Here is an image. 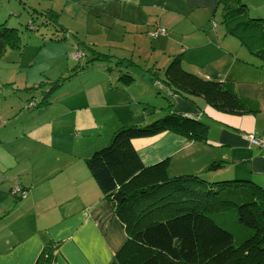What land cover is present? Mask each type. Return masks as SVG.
<instances>
[{
    "label": "crops",
    "instance_id": "obj_1",
    "mask_svg": "<svg viewBox=\"0 0 264 264\" xmlns=\"http://www.w3.org/2000/svg\"><path fill=\"white\" fill-rule=\"evenodd\" d=\"M65 1L79 13L77 21L86 33L109 37L108 47L115 48L105 52L95 42L87 44L114 56L131 57L135 64L125 70L133 79L118 85L120 71H107L98 62L53 91L42 109L23 114L21 107L0 110V264H34L48 242L57 244L52 264H108L125 234L85 159L106 144L119 126L142 125L160 117L166 98L174 113L208 125L206 140L193 141L171 131L137 138L133 144L144 165L168 158L169 176L197 174L209 181L248 178L264 188V149L246 139L250 133L264 135V65L259 66L260 60L214 20L218 0ZM242 1L250 17L264 18V0L256 7ZM156 26L166 28L167 35L150 40L152 59L141 58L136 41L131 51L117 50L127 34L147 35ZM64 27L71 35L73 29ZM118 31L121 34L115 36ZM44 38L32 43L27 50L31 58L24 66L38 60L43 76L54 66L60 77L72 57L65 44ZM78 42L82 40L69 38L70 45L76 46L74 52ZM26 46L20 54L26 53ZM13 53L8 51L5 58L11 60ZM136 53L138 58L133 57ZM177 53L182 54L186 71L227 84L245 111H220L202 97L183 96L163 82V69ZM52 59L57 64L51 65ZM2 67L0 72L16 69ZM41 73L28 76L31 85L38 84ZM50 80L54 79L46 76L40 81ZM28 84L16 89L24 93L23 102L32 96L22 91ZM211 163L214 167L209 168ZM14 185L25 188L24 198L12 196Z\"/></svg>",
    "mask_w": 264,
    "mask_h": 264
},
{
    "label": "trees",
    "instance_id": "obj_2",
    "mask_svg": "<svg viewBox=\"0 0 264 264\" xmlns=\"http://www.w3.org/2000/svg\"><path fill=\"white\" fill-rule=\"evenodd\" d=\"M218 5L225 32L259 59V66L264 65V18L250 17L242 0H218ZM40 15L46 28L59 31H51L49 37H43L45 41L59 42L67 37L69 32L58 22L56 11L46 9ZM30 28H35L32 21ZM147 35L152 39L165 36L167 29L156 26ZM77 44L78 56H72L77 63L70 73L22 88L32 94L24 106L44 108L53 91L98 62H103L107 71H120L118 85L133 79L125 70L135 64L131 57L98 51L83 41ZM23 45L17 28L0 23V59ZM181 56L170 57L163 69V82L183 96L202 97L220 111H245L244 103L227 84L186 71ZM172 107L166 98L160 117L142 125L119 126L105 145L85 159L125 234L108 264H264V188L260 184L248 178L209 181L197 174L169 176L168 158L149 165L140 160L133 144L137 138L171 131L193 141L206 140L207 124L176 114ZM56 245L45 244L34 264H52Z\"/></svg>",
    "mask_w": 264,
    "mask_h": 264
},
{
    "label": "rangeland",
    "instance_id": "obj_3",
    "mask_svg": "<svg viewBox=\"0 0 264 264\" xmlns=\"http://www.w3.org/2000/svg\"><path fill=\"white\" fill-rule=\"evenodd\" d=\"M252 7L258 6L257 3L260 0H247ZM263 2V0H262ZM46 9H53L56 11L59 15H57V20L59 23L63 24L64 26H68L72 28V32H70L71 35L67 36L63 40L59 41V44L66 45V49L68 54L70 53V58L72 57V53L74 52V49H76V46L72 47L69 43V38H75L82 40L85 46L90 47L87 43L95 42V46L97 45L98 48L102 47L105 49L104 51L107 52L110 49H114L115 45L108 47V38L104 35H94L90 33H86L84 31L85 26L83 24L78 23L77 18L80 17L79 13L75 9V7L72 6L71 3L65 1V0H0V23H4L9 27H15L18 29L22 41V45L25 46L26 44L28 46L25 47V51L20 54L21 49H12L14 55L13 58L7 59L5 58L7 54H5L0 59V69L3 68V65H8L10 67H16V69H10L8 71L2 70L0 73L3 75V78H0V87H8L7 89L0 90V110H18L19 107H23V97L24 93H18L16 91L17 88H21V86L28 84H34L31 82V76L32 73L38 72L41 73V62L38 60L34 61L31 65L32 66H24L26 63L25 61L28 60V58H31V55L28 54L27 50H30L32 48V43L37 41L40 42L43 37L47 38L49 37V33L55 32V34H59V31H53L54 29L51 28V26H44L42 24V21L44 20V17L40 15V13H43L46 11ZM251 11H255V9H251ZM75 13V15H74ZM221 5H218L215 10L214 20L218 22L219 24L223 25L221 22ZM74 19V21H73ZM33 22L34 29L30 28V22ZM78 31L77 34L74 33V31ZM72 33L75 34V36L72 35ZM121 33L118 31V33L115 36H119ZM146 36V37H145ZM166 36V35H165ZM155 39V38H154ZM150 40H153L148 35L144 34H127L125 39H122L118 42V49L125 48L128 49L127 51L133 50V46L131 43L133 41H136V45L140 49V51L143 53L141 58H150V55L152 54L153 50V44H151ZM86 42V43H85ZM35 44V43H33ZM36 45V44H35ZM111 45V43H110ZM131 45V46H130ZM127 46V47H126ZM72 50H68L71 49ZM109 49V50H106ZM135 49V51L139 50ZM73 56H77V53H73ZM137 53L133 56L135 58H138ZM118 56V55H117ZM122 57V56H118ZM59 58V57H58ZM53 59H57L54 57ZM50 60V64H57L54 61ZM13 60V61H12ZM256 60V59H255ZM60 61V60H59ZM61 62L62 59H61ZM30 63V62H28ZM64 63V62H63ZM66 63V62H65ZM77 63L76 59L71 58L69 59V68L68 70H65L62 74L65 76L70 73V68L75 66ZM92 67V66H91ZM59 71L52 66L48 73H46L45 76L43 74H40V80H44L46 76L48 79H55L59 75ZM61 74V75H62ZM17 75V80H16ZM31 75L29 78L28 76ZM118 76V74H117ZM39 80L38 84L41 82ZM28 87V86H27ZM18 90V89H17ZM36 92L33 93V95ZM22 98V99H21ZM32 104V103H31ZM30 105V104H29ZM19 110L21 114L24 112H28L29 110L32 112L36 110L37 108L34 107H26L24 109ZM33 109V110H32ZM112 110V109H111ZM119 113H123L126 111L125 109H118ZM11 114H14V111H10ZM7 114V112H6ZM16 118V117H13ZM148 123V122H147ZM105 145V144H104ZM103 146V145H102ZM101 147V146H100ZM99 148V147H98Z\"/></svg>",
    "mask_w": 264,
    "mask_h": 264
},
{
    "label": "built area",
    "instance_id": "obj_4",
    "mask_svg": "<svg viewBox=\"0 0 264 264\" xmlns=\"http://www.w3.org/2000/svg\"><path fill=\"white\" fill-rule=\"evenodd\" d=\"M162 31V30H161ZM74 55V54H73ZM72 55V56H73ZM78 56V54H77ZM74 56V57H77ZM246 139L248 142L256 147L264 148V135L263 136H255L254 134H247ZM11 194L20 198H24L26 196V191L22 189L19 185H14L11 190Z\"/></svg>",
    "mask_w": 264,
    "mask_h": 264
}]
</instances>
